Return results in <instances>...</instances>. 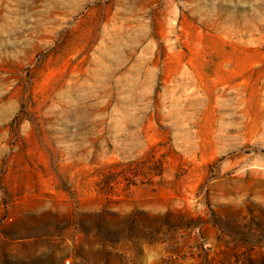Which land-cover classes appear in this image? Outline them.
Wrapping results in <instances>:
<instances>
[{
	"label": "rangeland",
	"instance_id": "1",
	"mask_svg": "<svg viewBox=\"0 0 264 264\" xmlns=\"http://www.w3.org/2000/svg\"><path fill=\"white\" fill-rule=\"evenodd\" d=\"M0 264H264V0H0Z\"/></svg>",
	"mask_w": 264,
	"mask_h": 264
}]
</instances>
